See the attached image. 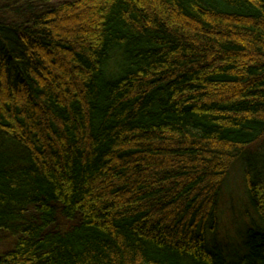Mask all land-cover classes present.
Masks as SVG:
<instances>
[{
  "label": "trees",
  "instance_id": "obj_1",
  "mask_svg": "<svg viewBox=\"0 0 264 264\" xmlns=\"http://www.w3.org/2000/svg\"><path fill=\"white\" fill-rule=\"evenodd\" d=\"M262 138L264 0H0V264H264Z\"/></svg>",
  "mask_w": 264,
  "mask_h": 264
},
{
  "label": "rangeland",
  "instance_id": "obj_2",
  "mask_svg": "<svg viewBox=\"0 0 264 264\" xmlns=\"http://www.w3.org/2000/svg\"><path fill=\"white\" fill-rule=\"evenodd\" d=\"M262 161L264 138L251 146L244 158L234 164L222 187L218 209L219 225L215 235H210L208 239L210 243L221 246L231 257H237L242 253L244 233L250 226L252 218H256L248 198L245 168L247 163L256 165ZM58 226L62 229L67 228L64 222H59ZM13 244V238L9 234L0 232V253L11 248Z\"/></svg>",
  "mask_w": 264,
  "mask_h": 264
},
{
  "label": "bare ground",
  "instance_id": "obj_3",
  "mask_svg": "<svg viewBox=\"0 0 264 264\" xmlns=\"http://www.w3.org/2000/svg\"><path fill=\"white\" fill-rule=\"evenodd\" d=\"M262 139H263V138H262ZM262 139H261V140H262ZM220 197H221V193H220Z\"/></svg>",
  "mask_w": 264,
  "mask_h": 264
}]
</instances>
